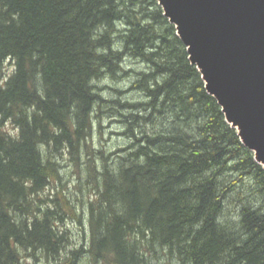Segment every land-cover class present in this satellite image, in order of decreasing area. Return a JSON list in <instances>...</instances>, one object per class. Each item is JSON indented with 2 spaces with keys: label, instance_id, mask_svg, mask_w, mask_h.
Returning <instances> with one entry per match:
<instances>
[{
  "label": "trees",
  "instance_id": "16d2710c",
  "mask_svg": "<svg viewBox=\"0 0 264 264\" xmlns=\"http://www.w3.org/2000/svg\"><path fill=\"white\" fill-rule=\"evenodd\" d=\"M126 59L145 65L130 85L143 98L109 100L129 143L99 169L88 160L90 241L68 252L59 224L82 213L60 192L39 195L61 178L53 155L87 145L107 102L96 82L134 72ZM156 248L176 264H264V170L174 26L155 0H0V264L36 251L64 253L60 264L84 252L91 264H147Z\"/></svg>",
  "mask_w": 264,
  "mask_h": 264
},
{
  "label": "water",
  "instance_id": "95a60500",
  "mask_svg": "<svg viewBox=\"0 0 264 264\" xmlns=\"http://www.w3.org/2000/svg\"><path fill=\"white\" fill-rule=\"evenodd\" d=\"M204 84L264 170V0H155Z\"/></svg>",
  "mask_w": 264,
  "mask_h": 264
},
{
  "label": "rangeland",
  "instance_id": "374dc122",
  "mask_svg": "<svg viewBox=\"0 0 264 264\" xmlns=\"http://www.w3.org/2000/svg\"><path fill=\"white\" fill-rule=\"evenodd\" d=\"M122 67L124 71L132 70L134 72H129L127 75L121 72L119 74L120 77H116L115 79L108 77L96 82L98 88L96 92L101 94L107 102L94 106L91 115L92 128L87 145H82L83 147L79 149L77 156L73 155L77 159H73L67 150L61 153V155H53L57 164L61 166L60 171H58L61 178L51 182L39 195L43 198L47 197L56 200L57 194L60 192V195L65 196L64 201L67 202L68 208L72 206L77 210L78 214L82 213L79 219H75L70 215L64 221L62 220L63 225L59 224L61 225L60 228L65 231L67 239L65 251L68 252L70 250H77V248L83 246L82 244L88 245L90 241V227L87 221L88 200L94 196L91 193L93 192L92 187H95L94 180L96 177L95 174L90 172L89 166H87L88 160L92 159V162L99 169L100 164L102 165L104 160H117L119 154H125L122 150L129 143V137L124 133L125 127L123 126L125 125L122 122L123 117L119 115V113H124V110L122 108L110 109L111 107L113 108V105L109 100L136 101L143 98L142 93L130 89V85L136 79L135 72L142 71L145 65L126 59ZM9 70H11V66L7 68V72ZM116 90H119L121 93L117 94ZM58 202L61 204V201ZM41 203L43 202L39 204ZM51 204L54 205L53 203ZM40 206L43 205L41 204ZM55 206L59 208L57 204ZM226 207L228 210L232 209L230 205ZM62 210L64 211V209ZM67 212L65 210L63 214ZM154 251V253L146 256L147 264H176L177 260L173 257L167 260L165 259L166 257L162 256V252H159L157 249ZM26 253L28 252L25 251L24 254ZM63 254L59 253L56 260H53L51 257H44L41 252L36 251L34 257L26 256L23 262L25 264H60L63 261ZM73 262V264H91L88 254H85V252L78 253Z\"/></svg>",
  "mask_w": 264,
  "mask_h": 264
},
{
  "label": "bare ground",
  "instance_id": "6f19581e",
  "mask_svg": "<svg viewBox=\"0 0 264 264\" xmlns=\"http://www.w3.org/2000/svg\"><path fill=\"white\" fill-rule=\"evenodd\" d=\"M59 166H60V165H59ZM59 171H60V170H59ZM59 177H60V176H59ZM52 195H53V194H52ZM51 206H52V205H51ZM51 208H52V207H51ZM60 226H61V225H60ZM59 228H60V227H59ZM60 230L63 231L62 228H60ZM156 249H157V248H156ZM42 259H43V258H42Z\"/></svg>",
  "mask_w": 264,
  "mask_h": 264
}]
</instances>
